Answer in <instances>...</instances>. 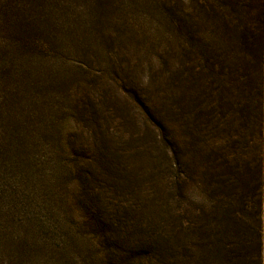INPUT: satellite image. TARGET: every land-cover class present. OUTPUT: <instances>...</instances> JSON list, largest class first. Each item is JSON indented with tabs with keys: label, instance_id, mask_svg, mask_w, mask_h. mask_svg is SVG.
<instances>
[{
	"label": "rangeland",
	"instance_id": "1",
	"mask_svg": "<svg viewBox=\"0 0 264 264\" xmlns=\"http://www.w3.org/2000/svg\"><path fill=\"white\" fill-rule=\"evenodd\" d=\"M15 1L1 0L12 16ZM255 3L35 0L24 15L34 20L28 47L12 42L13 21L1 24L0 264H162L161 117L188 167L172 223L203 219L228 249H241L236 264H250L258 220L248 164L264 120L260 65L244 39ZM88 157H105L109 178ZM133 243L144 252L125 260Z\"/></svg>",
	"mask_w": 264,
	"mask_h": 264
},
{
	"label": "trees",
	"instance_id": "2",
	"mask_svg": "<svg viewBox=\"0 0 264 264\" xmlns=\"http://www.w3.org/2000/svg\"><path fill=\"white\" fill-rule=\"evenodd\" d=\"M19 0H16L14 2L15 9L18 10L17 14H14L12 16L9 12V8L13 7L12 5L2 4L0 0V26L1 24H4L5 21L11 20L16 24V35H13L12 42L15 43H21V47H28V41L27 37L29 34L30 25H33V21L31 20V16L27 15L24 16L26 13L31 12L32 8L34 7L35 0H20V5L17 7V2ZM256 3L255 5V11L252 15V18L250 17L249 20L245 23V30H244V39H245V45H250V50L253 51V54L260 65L259 67V73L261 77L260 85H259V97H260V108H259V114L262 115V107L264 102V0H254ZM181 4L183 5L185 3V0H180ZM228 4V2H227ZM229 7L228 5H224ZM45 7L43 5L41 9ZM250 9V7L248 6ZM211 11L209 12L212 15L214 7H210ZM214 14L217 15V13ZM252 13H250L251 15ZM221 21L225 20L222 16H220ZM13 19V20H12ZM12 22V23H13ZM19 36V37H18ZM25 41V43L23 42ZM249 43V44H248ZM183 75L180 76V86L184 84L186 81V76L183 72H181ZM178 112L180 113L179 120L183 119L181 122H183L184 119V110L183 107H178ZM160 115H164L163 117L170 118L172 115L171 109L164 107V112ZM167 120V119H166ZM164 118L162 120V117L160 121L157 122V125H159L160 128H163L167 132L164 134L160 133V140L159 143H161V151H162V162H163V170H162V213L164 217V234L162 235V239L160 240L159 244L156 248H159L158 251H160V258L162 260V264H172L170 259L172 256L177 254L180 256V262L181 264H215V260L220 257V264H236L237 260L240 257L238 255V251H240V248H237L236 251L233 252V249H228L226 244L219 240L218 234H213V230H211V227L208 229L204 228L202 226V223H204V220L199 219V223L197 225H189L187 221L184 220V218L180 215L177 217L175 216V223H172L173 216L170 213V201L177 200L180 201L182 197L185 196V190H184V183H185V177L183 175V168L187 167L186 165V158L185 155L180 152L178 149V152H175L171 148V142L172 138L169 136L168 131L170 128L169 122H167ZM152 122V120L150 119ZM264 124V120H263ZM263 124H262V131H260V140H261V147L257 150V155L255 154L253 158L251 159L250 163L248 165L253 166V170L255 173V186L253 187V197L256 198L257 201V209H256V217H257V227L249 229L250 231V240L249 244L250 247H253L254 253L252 256H250V264H264V259L262 258L261 250H262V232L263 227L261 225L260 218L264 217V212H262V199H263V155H264V138H263ZM162 126V127H161ZM159 128V131H160ZM181 147V146H180ZM105 148L102 147V151ZM181 149V148H180ZM101 154V153H100ZM87 162L86 165L92 170L99 171L98 174L105 176L109 178V175H111L110 172V166L107 165L108 160L105 159V157H88L85 159ZM84 161V162H85ZM189 162V161H188ZM172 165L175 167L172 169ZM189 165V164H188ZM211 167V166H210ZM188 168V167H187ZM215 170V167H213L211 170ZM207 172L209 176V180H207L208 186L212 188V190H215V187L218 185L217 181V173H212V171ZM226 207V205H225ZM223 208V216H224V222L221 217L218 219L219 223L222 224V228L227 227L226 224H229V217H230V211L227 208ZM175 214V213H174ZM212 214V212H210ZM220 220L221 223H220ZM226 220V221H225ZM206 222V221H205ZM105 224V223H104ZM119 224V228H122V222L117 223H109V229L117 227ZM205 224V223H204ZM101 229L106 228V226H100ZM107 229V228H106ZM105 230V229H104ZM122 230V229H121ZM223 230V229H222ZM208 232V233H207ZM189 235H192L190 237ZM189 237V238H188ZM106 240V239H105ZM106 242V241H105ZM131 244L129 247L125 249L123 254L125 257V260L128 261L134 260V258H138L143 250L142 243L137 244ZM110 245V244H109ZM129 245V243H128ZM144 247H146V244H144ZM185 251L191 252L189 255ZM141 256V255H140ZM222 257V259H221ZM114 257L108 258L110 261H115L113 259ZM219 259V258H218ZM118 264V262H116Z\"/></svg>",
	"mask_w": 264,
	"mask_h": 264
},
{
	"label": "crops",
	"instance_id": "3",
	"mask_svg": "<svg viewBox=\"0 0 264 264\" xmlns=\"http://www.w3.org/2000/svg\"><path fill=\"white\" fill-rule=\"evenodd\" d=\"M263 108H264V102H263ZM263 138H264V124H263ZM263 189H264V155H263ZM264 194V193H263ZM263 208H264V201H263ZM263 232H262V258L264 259V220L262 222Z\"/></svg>",
	"mask_w": 264,
	"mask_h": 264
}]
</instances>
